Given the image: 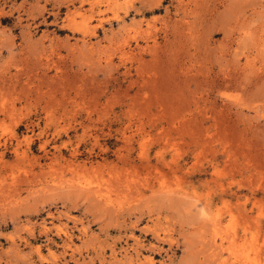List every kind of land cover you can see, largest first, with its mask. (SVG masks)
I'll use <instances>...</instances> for the list:
<instances>
[{
  "label": "rangeland",
  "instance_id": "374dc122",
  "mask_svg": "<svg viewBox=\"0 0 264 264\" xmlns=\"http://www.w3.org/2000/svg\"><path fill=\"white\" fill-rule=\"evenodd\" d=\"M0 264H264V0H0Z\"/></svg>",
  "mask_w": 264,
  "mask_h": 264
},
{
  "label": "bare ground",
  "instance_id": "6f19581e",
  "mask_svg": "<svg viewBox=\"0 0 264 264\" xmlns=\"http://www.w3.org/2000/svg\"><path fill=\"white\" fill-rule=\"evenodd\" d=\"M113 1V0H112ZM116 2V1H115ZM114 4V3H113ZM94 6V5H93ZM92 14V13H91ZM237 258V257H236Z\"/></svg>",
  "mask_w": 264,
  "mask_h": 264
}]
</instances>
